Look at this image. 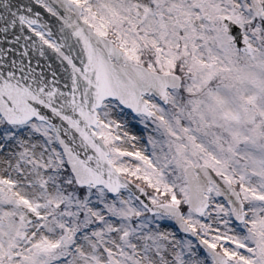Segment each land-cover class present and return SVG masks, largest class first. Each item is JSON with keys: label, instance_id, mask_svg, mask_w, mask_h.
<instances>
[{"label": "snow or ice", "instance_id": "1", "mask_svg": "<svg viewBox=\"0 0 264 264\" xmlns=\"http://www.w3.org/2000/svg\"><path fill=\"white\" fill-rule=\"evenodd\" d=\"M0 264H264V0H0Z\"/></svg>", "mask_w": 264, "mask_h": 264}]
</instances>
